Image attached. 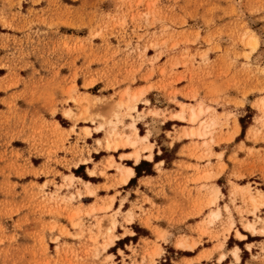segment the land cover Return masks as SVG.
<instances>
[{
    "label": "rangeland",
    "instance_id": "obj_1",
    "mask_svg": "<svg viewBox=\"0 0 264 264\" xmlns=\"http://www.w3.org/2000/svg\"><path fill=\"white\" fill-rule=\"evenodd\" d=\"M262 98L264 0H0V264H175L211 245L183 259L201 264L241 241L264 264ZM133 125L149 140L116 144ZM179 145L174 175L121 182L136 151L169 165Z\"/></svg>",
    "mask_w": 264,
    "mask_h": 264
},
{
    "label": "crops",
    "instance_id": "obj_2",
    "mask_svg": "<svg viewBox=\"0 0 264 264\" xmlns=\"http://www.w3.org/2000/svg\"><path fill=\"white\" fill-rule=\"evenodd\" d=\"M233 96H235V93H231ZM237 110V108H233V111ZM177 122H181L179 120H169L167 121L166 123H171L172 125L171 126H180L179 123ZM165 123V125H166ZM172 131V130H171ZM182 141H180L181 143ZM167 143V142H166ZM163 145H167V144H164ZM160 147V146H159ZM181 148V145H179L177 151H176V155L175 157L172 158V160L170 161V164L169 165H166V159H161V160H156V153L157 154H163L164 151L163 149L160 147V153L156 150V153L155 155H153L152 152L150 153H146L145 157L142 158L141 157V160L143 161V159H145L146 161H149V162H153V166H152V169H153V172L152 174H147V175H141V176H137V172H136V169L132 166H127V167H130L133 169L134 173L128 177V181L126 183H123V184H128L129 181L131 180V178H137L138 181H140L141 179L143 178H148V177H156L158 176L157 175V171H158V168L160 165L163 166V169L166 171L165 173H170L171 175H174L177 171H179L180 169L178 167L175 166V164L177 163H180V162H189L188 159L186 158H182V157H179V149ZM148 151V150H147ZM146 151V152H147ZM151 151V150H149ZM152 154L153 158L152 160H150L148 158V156ZM140 160V162H141ZM144 160V161H145ZM139 163H136L135 161V165H139ZM193 162V161H191ZM194 163V162H193ZM159 165V166H158ZM126 166V165H125ZM184 173V172H183ZM164 180H165V177H164ZM167 180V178H166ZM128 192L127 189H123L121 191V195L120 196H124V194ZM119 196H117V201L115 202V207L118 206V203H119ZM175 199H178V196L175 195V193H170L169 191H167V196H161V197H154V200L156 202L157 205H159L160 207H167L169 205L170 202H174ZM124 206H127V202H125V205ZM147 206V204H146ZM190 224H193V222H191ZM122 233V232H120ZM240 235H245V234H240ZM151 237V234H144V235H141L139 237H133V236H127L126 238H122V240H119L122 241L123 243V246H125V249L123 248H120L122 249L126 254H128L129 252V246L130 244H133V245H138L141 243L142 239L143 238H150ZM246 238V235L244 238H240V240H244ZM242 243H239L238 245H235V246H231L229 247V249H225L226 251H224L223 253H220V251H216L217 253L214 254V257L209 260L207 263H206V260L205 259H201V261H199L201 264H258V262L254 259V256H255V252L256 251V248L257 246L254 245L251 249H249L247 247V245L250 244V242H245V241H241ZM253 242V241H252ZM113 245V244H112ZM236 247L239 248V259H237L233 252L235 251ZM171 248H175L174 246H171ZM185 248V247H183ZM212 248L211 245H203V247H197L195 250H186V249H183V252L180 253L178 252L179 250H177V252H175L176 256H174V252H169L171 254V257L170 259L175 263V264H181L184 260L183 259H196L200 256V254L204 251V250H207V249H210ZM172 249V250H173ZM178 249V248H177ZM191 252V253H186V252ZM225 254L226 256L220 260L221 256ZM186 261V260H185ZM183 262L182 264H185L186 262ZM173 264V263H171Z\"/></svg>",
    "mask_w": 264,
    "mask_h": 264
},
{
    "label": "bare ground",
    "instance_id": "obj_3",
    "mask_svg": "<svg viewBox=\"0 0 264 264\" xmlns=\"http://www.w3.org/2000/svg\"><path fill=\"white\" fill-rule=\"evenodd\" d=\"M259 38H258V36H256L255 34H251L250 36H249V40H248V44L253 48V49H256L257 48V46L259 45ZM131 91V90H130ZM130 91H125L126 93H125V95L127 94V99L128 100H125V98H123L119 103H118V106L119 107H127V108H130V109H132V110H134V109H137V100L139 99L138 97H139V95H140V93H141V91L140 92H138V93H136L135 92V94H133V95H130L128 92H130ZM261 107H263L264 108V99L262 98V100H261ZM205 110L204 109H197V110H195V109H193V110H191V115H190V121H192V122H197L198 120H199V118H200V116H201V114L204 112ZM183 112L184 111H180V112H178L175 116H177V117H179V118H184V115H183ZM186 115V114H185ZM135 124V123H134ZM212 126H213V123H207V122H205V121H202V123L200 124V126H199V128L197 127V129L196 130H194L193 131V133H198L199 135H201V136H203V135H206L208 132H209V130H210V128H212ZM133 128H135V130L133 131V133H134V135L132 136L131 135V133L130 134H126V136H124L121 132H118L117 131V128L116 127H114L113 128V132L115 133H113L114 134V142L116 143V144H118V142L119 141H121V140H125L126 141V143L127 144H129L130 146H132V147H137L138 145H139V143H140V140H143V142H144V140L146 141V140H149L148 139V136H142L141 134H139L138 133V127H136V126H134L133 125ZM112 133V132H111ZM110 135V134H109ZM109 145H111L112 143H108ZM140 146V145H139ZM111 147V146H110ZM146 147V146H145ZM118 148V147H117ZM150 148V150H151V147H149ZM143 149H145V148H143ZM147 150H149L148 148L146 149V151ZM134 155V154H133ZM135 155L136 156H134L136 159V163H139L140 162V160H141V153H140V151H136L135 152ZM148 158L150 159V160H152V158H153V156H152V154H150L149 156H148ZM119 169H120V171H121V182L122 183H126L127 181H128V177L129 176H131L133 173H134V171H133V169L132 168H130V167H127V166H125V165H119V167H118ZM86 183H88V182H86ZM91 193H93V192H91ZM252 197V196H251ZM252 199H253V201H256V198L255 197H252ZM251 199V200H252ZM212 203H216V201L214 200V201H212ZM211 216H212V218L213 219H215V218H218V217H220V212H219V210H214L213 212H212V214H211ZM253 224L252 223H250L249 224V227H253L252 226ZM245 237V235H240V238H244ZM114 242H115V240L114 239H112L111 240V244L110 245H112V244H114ZM185 242H186V240L184 239V238H182V239H179L178 240V243H177V245L178 246H180V247H186V244H185ZM238 252H239V248L238 247H236V249H235V251L233 252V254H234V256L237 258V259H239V254H238ZM226 255L225 254H223L222 256H221V258H220V260H222L224 257H225Z\"/></svg>",
    "mask_w": 264,
    "mask_h": 264
},
{
    "label": "trees",
    "instance_id": "obj_4",
    "mask_svg": "<svg viewBox=\"0 0 264 264\" xmlns=\"http://www.w3.org/2000/svg\"><path fill=\"white\" fill-rule=\"evenodd\" d=\"M143 163H145V161H143L141 164L135 166V169H136V172H137V176H138V177L142 175V174L140 173L139 168H140V166H141ZM145 171H147V170H145ZM147 172H148V174H152V173H153V170H150V171H147ZM134 179H136V178H133V179L131 180V182H130L131 184H132V182L134 181ZM146 234H147V233H146Z\"/></svg>",
    "mask_w": 264,
    "mask_h": 264
}]
</instances>
